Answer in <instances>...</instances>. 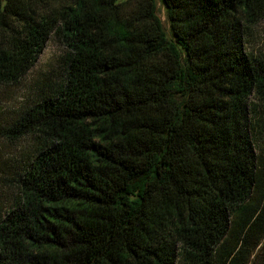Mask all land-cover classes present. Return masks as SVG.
Segmentation results:
<instances>
[{
    "label": "trees",
    "instance_id": "16d2710c",
    "mask_svg": "<svg viewBox=\"0 0 264 264\" xmlns=\"http://www.w3.org/2000/svg\"><path fill=\"white\" fill-rule=\"evenodd\" d=\"M160 1L168 29L157 0H0V83L65 47L2 128L32 150L8 163L0 264L253 263L264 0Z\"/></svg>",
    "mask_w": 264,
    "mask_h": 264
},
{
    "label": "rangeland",
    "instance_id": "374dc122",
    "mask_svg": "<svg viewBox=\"0 0 264 264\" xmlns=\"http://www.w3.org/2000/svg\"><path fill=\"white\" fill-rule=\"evenodd\" d=\"M157 13L166 29L169 28L164 4L157 0ZM245 49L247 52L259 54L264 51V18L247 29ZM65 47L54 36H52L44 51L39 56L33 68L16 84L0 83V210L6 209L12 202L14 190L10 184L14 172L8 167L10 159L18 160L28 151L32 150L30 138L16 141L9 140L1 132L16 115L21 105L27 101L30 94L40 87L46 78L56 73L60 64L61 56ZM260 146L264 147V133L259 140ZM9 182L7 183L6 182ZM255 247L252 249V264H258L257 256L264 255V236L253 240Z\"/></svg>",
    "mask_w": 264,
    "mask_h": 264
}]
</instances>
